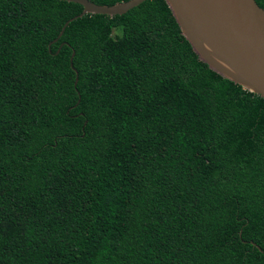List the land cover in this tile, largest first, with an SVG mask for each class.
<instances>
[{
  "label": "trees",
  "instance_id": "16d2710c",
  "mask_svg": "<svg viewBox=\"0 0 264 264\" xmlns=\"http://www.w3.org/2000/svg\"><path fill=\"white\" fill-rule=\"evenodd\" d=\"M81 10L0 0V264H264V98L163 0Z\"/></svg>",
  "mask_w": 264,
  "mask_h": 264
},
{
  "label": "water",
  "instance_id": "95a60500",
  "mask_svg": "<svg viewBox=\"0 0 264 264\" xmlns=\"http://www.w3.org/2000/svg\"><path fill=\"white\" fill-rule=\"evenodd\" d=\"M63 1L78 3L82 10L63 23L57 36L78 16L119 15L143 0L111 5L89 0ZM163 1L199 61L222 78L264 98V9L254 0Z\"/></svg>",
  "mask_w": 264,
  "mask_h": 264
}]
</instances>
